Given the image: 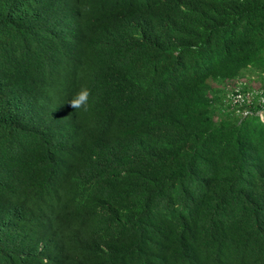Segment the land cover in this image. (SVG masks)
Masks as SVG:
<instances>
[{"label": "trees", "instance_id": "16d2710c", "mask_svg": "<svg viewBox=\"0 0 264 264\" xmlns=\"http://www.w3.org/2000/svg\"><path fill=\"white\" fill-rule=\"evenodd\" d=\"M263 95L264 0H0V264H264Z\"/></svg>", "mask_w": 264, "mask_h": 264}, {"label": "rangeland", "instance_id": "374dc122", "mask_svg": "<svg viewBox=\"0 0 264 264\" xmlns=\"http://www.w3.org/2000/svg\"><path fill=\"white\" fill-rule=\"evenodd\" d=\"M250 77H252L249 73H246L241 79H239L238 80V86L240 87V89H242V87H243V89H244V91H251L252 92V90H254L255 92H257V90L259 91L260 89H259V85H260V83L259 82H257V81H251L250 80ZM247 94V93H246ZM228 100H229V98H228ZM230 101V100H229ZM260 101L261 102H263L264 101V95H263V97L260 99ZM250 107L249 106H247V107H245V110H248ZM262 108V106L260 107V110H258V113L259 114H264V109H261ZM244 110V111H245Z\"/></svg>", "mask_w": 264, "mask_h": 264}, {"label": "built area", "instance_id": "2783aa9c", "mask_svg": "<svg viewBox=\"0 0 264 264\" xmlns=\"http://www.w3.org/2000/svg\"><path fill=\"white\" fill-rule=\"evenodd\" d=\"M228 98L233 104H251L253 100V94L247 93L244 94L240 91V88L237 86L232 91L228 93ZM262 115V114H261Z\"/></svg>", "mask_w": 264, "mask_h": 264}, {"label": "clouds", "instance_id": "9594fccd", "mask_svg": "<svg viewBox=\"0 0 264 264\" xmlns=\"http://www.w3.org/2000/svg\"><path fill=\"white\" fill-rule=\"evenodd\" d=\"M88 96V89L82 87L78 92L75 93V95L69 100V102L74 109L80 108L82 105L86 108Z\"/></svg>", "mask_w": 264, "mask_h": 264}, {"label": "bare ground", "instance_id": "6f19581e", "mask_svg": "<svg viewBox=\"0 0 264 264\" xmlns=\"http://www.w3.org/2000/svg\"><path fill=\"white\" fill-rule=\"evenodd\" d=\"M188 33H189V32H188ZM161 49H162V48H161ZM147 72H148V71H147ZM256 101H257V100H256ZM112 132H113V131H112ZM172 133H173V132H172ZM95 235H96V234H95ZM118 245H119V244H118ZM114 249H115V248H114ZM76 255H77V254H76ZM118 257H119V256H118ZM125 260H127V259H125ZM96 262H97V261H96ZM96 262H95V263H96ZM89 263H90V261H89ZM72 264H73V263H72Z\"/></svg>", "mask_w": 264, "mask_h": 264}]
</instances>
